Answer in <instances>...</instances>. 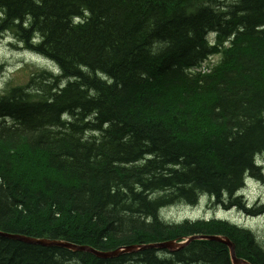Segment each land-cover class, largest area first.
<instances>
[{
	"label": "trees",
	"instance_id": "1",
	"mask_svg": "<svg viewBox=\"0 0 264 264\" xmlns=\"http://www.w3.org/2000/svg\"><path fill=\"white\" fill-rule=\"evenodd\" d=\"M6 35L61 76L27 67L0 95V232L101 252L225 236L236 257L264 264L249 229L160 217L202 195L255 214L237 192L262 177L264 0H0ZM229 254L200 240L102 260L0 235V264H232Z\"/></svg>",
	"mask_w": 264,
	"mask_h": 264
},
{
	"label": "rangeland",
	"instance_id": "2",
	"mask_svg": "<svg viewBox=\"0 0 264 264\" xmlns=\"http://www.w3.org/2000/svg\"><path fill=\"white\" fill-rule=\"evenodd\" d=\"M230 2V0H226ZM6 37L0 38V65L4 66L3 73L0 74V91L3 90L4 83L10 78H23L22 80H27L28 76H22L20 71L29 67V70H33L34 68H48V65L39 60V62L35 61V58L28 53H22L19 51L20 49L11 47V43L6 40ZM218 56H216L211 63H216L218 60ZM6 67V68H5ZM55 75L54 72H52ZM22 157L18 156L16 159L22 161H28L26 157L28 155H32L27 152L22 153ZM262 162H264V155L260 156ZM38 159V157L34 156L33 163ZM39 163L43 164L44 161H40ZM40 170L43 171V167H39ZM45 172V171H44ZM28 173V171H27ZM35 178V177H34ZM36 179V178H35ZM249 181V180H248ZM246 182V187L244 189L246 204L250 203V208L254 210L255 214H243L239 212V210L234 209L233 211L224 210L221 205H216L208 200H202L203 197L200 198V203L196 207H184L180 205H175L165 209L164 214L166 215V219L171 220L173 222L182 221L187 219L196 220L199 218H220L227 219L232 223H237L244 228H248L251 232H254L257 241L262 244L264 248V214L257 213L258 209L261 206H264V183L255 182L254 180H250ZM252 206V207H251ZM249 210V209H248ZM4 233V232H3ZM11 234V233H10ZM8 234V235H10Z\"/></svg>",
	"mask_w": 264,
	"mask_h": 264
},
{
	"label": "water",
	"instance_id": "3",
	"mask_svg": "<svg viewBox=\"0 0 264 264\" xmlns=\"http://www.w3.org/2000/svg\"><path fill=\"white\" fill-rule=\"evenodd\" d=\"M5 236L8 237H12V234L7 235L4 234ZM27 238V237H26ZM27 242L32 243V244H40L43 246H49V247H64L66 249H71L75 252H86V253H90L92 255H95L97 258L102 259V260H106V259H117L118 257L122 256V255H130V254H136L139 253L143 250H153V249H160V250H168L171 253H175L177 252V250L184 248L185 246H188V244H190L192 240H200V239H204V240H216V241H220L223 244L225 243L229 249H230V256L233 259V264H249L246 261L239 259L235 256V245H233L232 243H230L227 239H222V238H218V237H207V236H200L199 238H190L188 239V241L186 243L180 244L177 241H168L165 243H153L152 245H129V246H121L118 247V249L114 250V251H106V252H101L98 251L96 249H93L89 246H76L73 244H69L63 241H51V240H38V239H30L27 238Z\"/></svg>",
	"mask_w": 264,
	"mask_h": 264
},
{
	"label": "bare ground",
	"instance_id": "4",
	"mask_svg": "<svg viewBox=\"0 0 264 264\" xmlns=\"http://www.w3.org/2000/svg\"><path fill=\"white\" fill-rule=\"evenodd\" d=\"M81 20H80V18H76V23H79ZM6 40L7 41H9L11 44H13V42L12 41H10V39L8 38V37H6ZM208 40L209 41H211L212 40V36L211 35H209L208 36ZM36 43V42H35ZM23 53V52H22ZM26 53H28V54H30L31 56H33L34 58H35V61H37V62H39V60L40 61H42V62H44V63H46L47 65H48V70H50V72L52 71V72H54L55 73V75L58 77V76H61V70L59 71V68L58 67H56L52 62H48L47 60H43V59H41L40 57H36V55H34V54H32V53H30V52H26ZM25 53V54H26ZM214 59V58H213ZM213 59H210L207 63H204L201 67H199V68H196V72L197 73H201V74H206L208 71H209V68H208V66H209V63L213 60ZM4 71V70H3ZM3 73V72H2ZM9 80V79H8ZM7 80V81H8ZM6 81V82H7ZM5 82V83H6ZM5 83H4V85H5ZM3 90H4V86H3ZM4 92H2V90L0 91V95H2ZM242 192V191H241ZM240 197H242L243 198V202H244V204H245V209H247V208H250L249 206H250V203H247L246 204V200L247 199H245V194H240L239 195ZM201 197H203L202 198V200L201 201H203L204 199L205 200H208V201H211L212 203H213V199L212 198H210V197H208V196H206V195H202V196H199V200H198V203L196 204V205H190V204H187V205H185V204H177V205H180V206H184V207H196V206H198L199 205V203L201 202L200 201V198ZM170 207H172V206H170ZM170 207H166V208H163V210L161 211V215H160V217H161V220H162V222L163 223H165V224H169V225H172V224H176V223H180V222H183V221H185V220H182V221H176V222H173V221H171V220H168V219H166V215L164 214V211H165V209H167V208H170ZM175 207V206H174ZM252 207V206H251ZM224 209V208H223ZM234 209H237V208H234ZM234 209H231V210H227V211H233ZM225 210V209H224ZM237 210H239V212H240V214L243 212V211H241L240 209H237ZM244 213V212H243ZM242 213V214H243ZM245 214V213H244ZM251 215V214H250ZM201 219H203V220H205V221H210L211 219H214V220H219V221H223V220H225V221H227V222H229L230 224H232V225H236V226H238V227H241V228H243V229H246V228H244V227H242V226H240L239 224H237V223H232L231 221H228L227 219H220V218H211V219H206L205 217L204 218H199V219H196V220H192V219H187V220H190V221H199V220H201ZM248 229V228H247ZM251 231V230H250ZM254 233V232H253ZM5 233H2V232H0V235L1 236H4V237H6V238H8V239H13V240H18V241H20V242H26V243H28V244H32V243H29V242H27V238L26 237H20V236H15V235H12V237L10 238V237H8V236H5L4 235ZM8 235V234H7ZM200 236H205V235H200ZM200 236H192V237H190V238H199ZM207 237H211V236H207ZM214 237H218V238H222V239H227L230 243H232L227 237H223V236H214ZM190 238H188V239H190ZM200 240H204V239H200ZM199 240V241H200ZM188 241V240H187ZM187 241H184V242H178V243H180V244H183V243H186ZM192 241H194V240H192ZM192 241H190V242H192ZM195 241H198V240H195ZM205 241H209V240H205ZM214 241H216V240H214ZM217 242H219V243H221V244H223L222 242H220V241H217ZM225 244V243H224ZM223 244V245H224ZM233 244V243H232ZM32 245H35V243L34 244H32ZM36 245H40V244H36ZM226 245V244H225ZM178 251V250H177ZM230 255V254H229ZM231 257V256H230ZM238 258V257H237ZM231 261H232V264H233V259H232V257H231Z\"/></svg>",
	"mask_w": 264,
	"mask_h": 264
}]
</instances>
